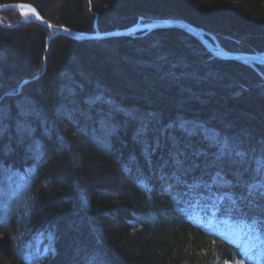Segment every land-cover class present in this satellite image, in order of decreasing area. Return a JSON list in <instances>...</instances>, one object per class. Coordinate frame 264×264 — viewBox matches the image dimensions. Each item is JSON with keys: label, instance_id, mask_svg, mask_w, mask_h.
I'll return each instance as SVG.
<instances>
[{"label": "trees", "instance_id": "16d2710c", "mask_svg": "<svg viewBox=\"0 0 264 264\" xmlns=\"http://www.w3.org/2000/svg\"><path fill=\"white\" fill-rule=\"evenodd\" d=\"M11 3L84 32L184 20L226 50L264 52V0H0ZM21 19L0 13L16 25L0 23V264H264V245L196 211L230 193L219 212L241 241L264 239L261 188L249 189L264 180V64L216 57L176 27L51 38Z\"/></svg>", "mask_w": 264, "mask_h": 264}, {"label": "water", "instance_id": "95a60500", "mask_svg": "<svg viewBox=\"0 0 264 264\" xmlns=\"http://www.w3.org/2000/svg\"><path fill=\"white\" fill-rule=\"evenodd\" d=\"M11 9L18 11L23 16L25 20L24 23L35 21L42 23L48 28H50L53 31L51 38L57 34H64L75 39H95V38L99 39V38H108V37L121 36V35L138 36V35H144L158 28L176 27L197 37L200 40V42L216 57L224 58V59H238L251 65L264 64V52L250 53V52L226 50L220 45L219 41L213 34L205 31L203 28L197 27L184 20H177V19L150 20V19L140 18L139 22L125 29H115L106 32H100V31L84 32L51 23L40 14L38 9L34 5L29 3H11V4L0 5V13ZM23 9L29 10V13L26 17L22 12ZM0 23L3 26H16V25H6L3 22Z\"/></svg>", "mask_w": 264, "mask_h": 264}, {"label": "rangeland", "instance_id": "374dc122", "mask_svg": "<svg viewBox=\"0 0 264 264\" xmlns=\"http://www.w3.org/2000/svg\"><path fill=\"white\" fill-rule=\"evenodd\" d=\"M21 15V14H20ZM28 15V14H27ZM22 22H25L23 16L21 15ZM150 20H152L150 18ZM183 126L186 128L187 132H201L205 133L207 137L210 140H218V134L214 130L206 128V126L202 125L201 123H196L193 121H186ZM264 165V162L263 164ZM213 180L215 183L218 184H227L229 181L225 180L219 175H214ZM264 187V180L255 181L252 184L249 185L250 190H256L257 188ZM222 196L228 197L230 200H232V196L230 193H215L213 192L211 196H208L209 202L204 203V206H198L196 208L197 216L198 217H205L203 219L207 226L215 225L218 227H222V230L225 232V234L234 240L241 242L244 247L250 246L251 248H258L262 245H264V239L259 238L258 235H255L254 237L246 238L245 240L241 241L242 234L247 236V232L244 231V233H240L237 227L239 226V223L234 221L233 219H229L230 213L227 212L225 214L224 211L219 212V208L223 205V202H220V198ZM196 205V204H195ZM219 215V216H217ZM226 264H245V261L243 258H234L232 260L227 261Z\"/></svg>", "mask_w": 264, "mask_h": 264}, {"label": "snow or ice", "instance_id": "6c2138e0", "mask_svg": "<svg viewBox=\"0 0 264 264\" xmlns=\"http://www.w3.org/2000/svg\"><path fill=\"white\" fill-rule=\"evenodd\" d=\"M237 155H241V153H237ZM177 163L179 164L180 161H177ZM261 193V198L264 199V187L261 188ZM223 211L225 212V214H227V209H224Z\"/></svg>", "mask_w": 264, "mask_h": 264}, {"label": "bare ground", "instance_id": "6f19581e", "mask_svg": "<svg viewBox=\"0 0 264 264\" xmlns=\"http://www.w3.org/2000/svg\"><path fill=\"white\" fill-rule=\"evenodd\" d=\"M22 12H23L24 16L26 17L27 14L29 13V10L28 9H23Z\"/></svg>", "mask_w": 264, "mask_h": 264}]
</instances>
